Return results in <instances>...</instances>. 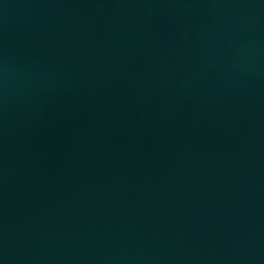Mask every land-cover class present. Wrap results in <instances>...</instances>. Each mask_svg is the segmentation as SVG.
<instances>
[{"label": "water", "instance_id": "water-1", "mask_svg": "<svg viewBox=\"0 0 264 264\" xmlns=\"http://www.w3.org/2000/svg\"><path fill=\"white\" fill-rule=\"evenodd\" d=\"M0 264H264V0H0Z\"/></svg>", "mask_w": 264, "mask_h": 264}]
</instances>
